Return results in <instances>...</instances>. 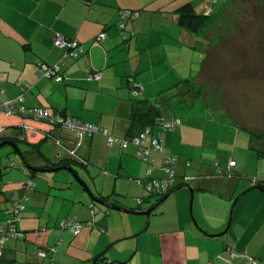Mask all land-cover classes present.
<instances>
[{
  "label": "crops",
  "instance_id": "obj_1",
  "mask_svg": "<svg viewBox=\"0 0 264 264\" xmlns=\"http://www.w3.org/2000/svg\"><path fill=\"white\" fill-rule=\"evenodd\" d=\"M231 1L220 6L218 0L212 23ZM187 3L203 13L209 0H0V106L23 95L26 108L64 113L124 138L137 131L131 130L136 104L132 85L141 83L144 91L138 100H144L146 107L154 108L167 121L182 120L175 130H167L163 145L179 158L178 184L193 189L194 217L199 231H204L200 234L188 227L193 220L187 189L171 195L147 217L111 210L88 198L85 190L69 192L76 186L71 178L59 177L57 171L30 176L27 163L52 168L93 166L97 169L93 173L104 177L102 186H89L94 197L127 209L137 208L136 199L143 198L144 210L154 198L145 200L148 194L132 180L144 178L150 168L135 157L134 147L123 150L116 144L110 146L108 137L94 135L73 154L74 133L0 112L1 143L15 140L27 158L22 164L13 160L16 164L10 165L16 169L8 171L12 166H4L0 173V223L9 217L14 195L21 198L28 193L30 197L18 224L24 237L5 246L0 264H197L202 261L196 255L197 241L212 247V254L226 256L223 264L229 259L235 264L248 263L247 257L236 253H243L244 240L249 243L264 235V191H248L250 181L240 176L264 178V128L249 122L264 119V91L228 105L222 104L214 91L215 95L208 96L205 67L208 53L214 54L215 49L209 48L206 33L191 34L178 24L177 11ZM125 9L142 11L139 19L126 21L128 43H124L118 26L120 11ZM102 32L106 39L95 45L93 41ZM57 36L77 39L87 50L81 59L70 62L64 82L39 75L40 63L56 64L66 52V47L55 46ZM262 41L264 45V33ZM236 52L231 50L234 56ZM249 62L251 72L256 71L253 59ZM97 71L102 73L101 80L89 81L90 73ZM253 81L256 85L253 79L246 87H254ZM230 161L235 162L233 168H229ZM103 167L114 175L104 174ZM70 173L78 177V171ZM153 174L161 175L159 170ZM28 178L35 188L26 193L23 185ZM235 198V233L230 232L226 241L214 238L227 225ZM204 201L210 205L215 202L219 210L205 211ZM70 215L84 223L94 219L95 224L84 226L73 236L59 228L60 221ZM244 220L247 224L241 225ZM254 221L258 228L248 232ZM246 233L250 237H245ZM140 237L147 238L151 246L147 255L140 249ZM135 238L136 248L123 245ZM50 247H55L57 259H38L40 248ZM246 251L264 264V258L250 246Z\"/></svg>",
  "mask_w": 264,
  "mask_h": 264
},
{
  "label": "rangeland",
  "instance_id": "obj_2",
  "mask_svg": "<svg viewBox=\"0 0 264 264\" xmlns=\"http://www.w3.org/2000/svg\"><path fill=\"white\" fill-rule=\"evenodd\" d=\"M225 0H220V6L224 4ZM219 6V8H220ZM219 19L216 20V22L212 23L213 17L211 18V22L205 25V27L201 30V32L206 33V39L211 44L209 48L215 49L214 54L211 52L208 53V62L205 67V77L209 78L207 84L210 86L208 91V96H213L216 94L217 98H219V101H223L222 104H230L232 103V100L239 101L243 100V98L246 95H253L258 96L264 91V83H259L264 81V71H261L264 66V45H263V33H264V0H232L226 8L222 10V12L219 13ZM219 20V21H218ZM212 23V24H211ZM235 49L237 56H234L231 54V50ZM256 49V50H255ZM207 58V54H206ZM253 59L256 67V71L251 72V67L247 64H250L249 60ZM245 63L247 66L244 68L242 65L241 67L237 64ZM261 68V69H260ZM254 68L252 70H255ZM260 70V71H257ZM254 74V78L253 75ZM213 78V79H211ZM256 81V85H253L254 87L247 88V83L252 80ZM244 84V86H243ZM212 88V90H211ZM206 91V90H205ZM214 91V93H213ZM206 93V92H205ZM205 98V97H204ZM201 101V100H200ZM241 102V101H240ZM201 103V102H200ZM249 122H253L256 126H261V128H264V119L263 118H256V119H250ZM22 148V147H21ZM13 147L9 145H5L0 149V163L5 166L6 164H13L16 162L13 161L17 159L19 164L23 163V159L21 156L17 153H13ZM116 164L118 162L116 161ZM8 166V165H7ZM78 171V177L79 179L85 184L86 187L89 188V186H102L104 177H100V175H96L94 170H97L93 166H86V167H75ZM16 167L8 168V171L15 170ZM102 170H104V174L114 175L112 173L113 171L107 167H103ZM56 174L59 175V177L66 176L68 178H71L74 185L77 188L68 190L69 192L76 193L79 191V193H83L85 190H81L82 186L79 180L76 179L69 171L67 170H60L57 171ZM99 174V173H98ZM249 176V175H248ZM114 177V176H113ZM249 177H255V175L249 176ZM259 177V176H258ZM264 177V176H263ZM264 179V178H263ZM87 197L90 198L91 194L87 192ZM209 199V198H208ZM211 200V199H209ZM236 201V198L234 199L231 208L229 209V217L227 221V225L230 220L231 211L233 209L234 203ZM164 204V203H163ZM215 202H212V205H210L207 201H204L202 204V208L205 209V211H218L219 207L214 205ZM238 204V203H237ZM147 205H144L143 207L146 208ZM160 207V206H159ZM194 207V202H193ZM236 209V207H235ZM234 209V212H235ZM234 212H233V219L231 222V229L228 230V232L218 238L219 240L226 241L229 239L230 232L235 233V227L237 225L238 216L235 214V220H234ZM154 214V213H153ZM250 215V212L248 213ZM248 215L246 217H248ZM193 220V225H188V227L191 228L193 226L194 230H200L199 225H197V220L194 217V213L190 215ZM251 219H255L253 216ZM259 219V218H258ZM264 220V218H263ZM248 220H244V222L241 225H246ZM264 222V221H263ZM225 228L219 232L222 233ZM246 227V226H244ZM243 227V228H244ZM258 228V225L255 226V221L250 226L248 232H252ZM231 230V231H230ZM202 231V230H201ZM200 232V234H204L203 232ZM198 232V233H199ZM217 233V234H219ZM180 234L177 235L176 238L179 237ZM245 237H250V234L245 235ZM227 238V239H226ZM182 239V237H180ZM247 240V238H246ZM137 238L133 239L132 241L124 242L123 245L133 246L136 248L137 244ZM244 242V247H241L242 254L236 253L237 256H243L248 257V253L246 251L247 246H250V249L253 252H256L259 254V256H262L264 258V235H262L260 238H257L253 242ZM198 246H196V255L199 254L202 261L198 262L197 264H211L214 262L215 264H223V261L225 258L220 254H212L214 249L209 246H205L204 242L197 241ZM151 244L152 250L157 249V242L156 239L153 238ZM151 246L149 245V242L147 241V238L140 237V249L145 250L146 255L147 252L150 250ZM229 252V250H228ZM227 251H224V253L228 254ZM230 253V252H229ZM230 255V254H229ZM209 257V258H207ZM213 259H212V258ZM211 258V259H210ZM227 264H235L231 263L230 261H227ZM247 264V263H246Z\"/></svg>",
  "mask_w": 264,
  "mask_h": 264
},
{
  "label": "trees",
  "instance_id": "obj_3",
  "mask_svg": "<svg viewBox=\"0 0 264 264\" xmlns=\"http://www.w3.org/2000/svg\"><path fill=\"white\" fill-rule=\"evenodd\" d=\"M89 1H92V0H89ZM214 1H216V3H214ZM218 3V0H209V3H208V5H206V7H205V9H204V11H203V13H197V11L195 10V8H194V6L191 4V3H187V4H184L182 7H180L179 9H178V15H179V18H178V24L182 27V28H184V29H186V30H188L191 34H199L200 32H201V30L205 27V25H207L208 23H210L211 22V18L213 17V15H214V8H213V6L215 5V4H217ZM91 4V2H89V5ZM208 8H210V9H212V13L211 14H206L205 12H206V10L208 9ZM141 12L142 11H140V10H130V9H125V10H121L120 11V17H121V20H120V22L118 23V26H119V28H120V30H121V35H122V38H123V41H124V43H128L129 42V40H128V37H127V24H126V21H133V20H137V19H139L140 18V16H141ZM124 16H125V19H123L124 18ZM121 24H124V26L123 27H121ZM101 34H104L105 35V37L104 38H102V39H100L99 37H100V35ZM106 37H107V35H106V33L105 32H102V33H100L99 35H98V37L93 41V43L95 44V45H97V44H101L105 39H106ZM67 41H68V43H71V42H73V41H75V42H78V45L79 46H82L83 47V49H84V51H85V53L84 54H82L81 53V55L79 54L78 56H76V57H72V58H67L66 57V55H67V53L68 52H70V48H69V45L68 44H66L64 47H66V52H65V54H64V56H63V58L59 61V62H57L56 64H53V65H49V64H46V63H40L39 64V75L42 77V78H47V79H50V80H54V81H56V82H64L65 80V78H66V76H65V72H66V70L70 67V62L71 61H76V60H79V59H81L83 56H85L86 54H87V50H86V48H85V46H84V44L82 43V42H80L79 40H77V39H71V38H67V37H64ZM55 43V42H54ZM56 46V45H55ZM57 47V46H56ZM58 48H61V47H58ZM63 63H65V64H63ZM47 66V68H49V69H52V70H55V67H61L60 69H59V71H57L53 76H50V77H46V76H44V74L43 73H41L40 72V69H41V67L42 66ZM94 73H101V72H99V71H97V72H92V73H90V75H89V77H88V80L89 81H92V80H95V79H91L90 77H91V75L92 74H94ZM102 74V73H101ZM102 78V77H101ZM101 80V79H100ZM96 81H99V80H96ZM142 86V89L141 88H139L138 86ZM133 86V92H134V97H135V101H136V104H135V110H134V114H133V117H134V123H133V127L131 128V130H137V131H135L134 133H132V134H130L128 137H124V138H122V137H116V136H112V137H114L115 139H118V140H126V141H132L133 139H134V137H136V136H138V135H140L141 133H144V130H146L147 128H149V127H152L153 129H156L155 127L156 126H159L158 125V120H160V119H162V118H164L163 116H161V114L156 110L155 111V109L154 108H149V107H146V105L144 104L145 103V101L143 100H138V97H139V95H142V93H143V91H144V88H143V85L141 84V83H135L134 85H132ZM20 98H22L23 99V101L22 102H20L19 103V99ZM24 101H25V98H24V96L23 95H20L16 100H14L13 102H16L15 104H19V106L20 105H22V106H24V107H26L25 105H24ZM2 106H4V105H1L0 107H2ZM3 109L4 108H2V109H0V112L1 113H3L4 114V111H3ZM27 110H33V109H39V108H26ZM49 113V115L51 116V117H58V116H61V117H64V118H71V119H75V120H78V121H80L82 124H85L86 122H83V121H81V120H79V119H77V118H74V117H71V116H68V115H66V114H64V113H50V112H48ZM5 115V114H4ZM14 116H18V117H21L22 119H30V120H34V121H36V122H38V123H46V124H48V125H50L51 127H53V129H56V128H58V129H60V130H66V131H69V130H67L66 128H64V127H62L61 125H57V124H55V123H51L50 121H44V120H36V119H32L31 117H28V116H26V115H14ZM12 117V116H11ZM165 119V118H164ZM166 120V119H165ZM173 120V119H172ZM167 121V120H166ZM169 121H171V120H169ZM86 124H89V123H86ZM91 125H93V124H91ZM94 126H97V127H99L101 130H102V132H100V133H96V134H94V135H103V136H106V137H109V136H111V135H109L108 134V131L106 130V129H104V128H101L100 126H98V125H94ZM137 126H139L138 128H137ZM104 131H107V135H105L104 134ZM69 132H71V131H69ZM167 132V131H166ZM71 133H73V132H71ZM75 134V133H74ZM94 135H88V134H86V135H83V136H77L76 134H75V136H76V140H75V148L72 150V153L73 154H76V149L77 148H79V147H81L82 145H83V141L85 140V139H91ZM165 139H166V134H165ZM58 142H60V140H57ZM1 142L2 141H0V144H1ZM11 142H13V143H15L16 145H17V147H18V151H17V154H19L21 157H22V159H24L25 160V163H27V158H26V155H24L25 154V152L24 151H22L21 150V148H20V146L16 143V141L14 140V141H11ZM165 142V141H164ZM116 145H118V146H120L121 147V145L120 144H117V143H115ZM114 144V145H115ZM113 146V145H112ZM130 147H134V149H135V157L138 159V156H137V148L134 146V145H132V144H130L129 143V145H128V147L127 148H122L123 150H127V149H129ZM1 149V148H0ZM13 153H16L14 150H13ZM156 156H158V163L156 164V165H152L150 162H144V161H142V160H140V159H138L140 162H142V163H144V164H146V165H148V166H150V168L147 170V173H146V176L144 177V178H132V180H134V182L136 183V180H141V182H142V184L141 185H139L140 187H142V188H144V190L146 191V193L148 194V196L145 198V200H147V201H149V199L150 198H152V197H154L150 202H149V207H147V209H145V210H148L149 208H151V207H153L154 205H156L157 203H159L165 196H167L169 193H171V192H173L174 190H176V189H178V188H180L181 186H184V183H181L180 185L178 184V175L176 176V186H174L171 190H169L168 192H166V193H162V192H160V191H158V192H153V193H151V192H148L146 189H145V185L146 184H148L152 179H157V180H159V179H161V178H163L164 176H165V173H164V171L162 170V156H160V155H156ZM80 163H83V164H85L84 162H80ZM14 166V165H9V164H6L5 166ZM27 165H28V167L30 168V176H39V177H42L45 173H46V170H48V169H55L54 167L52 168L51 166H45V167H38V166H33V165H29L28 163H27ZM71 164H69L68 166L72 169V170H74L75 172H77V170L75 169V167H73V166H70ZM86 165V164H85ZM190 165H191V163H190ZM4 168V166L0 163V173H1V171H2V169ZM59 168V167H58ZM154 170H159L160 171V173H161V175L160 176H154ZM58 171H60V170H58ZM149 171H151V174L150 175H148V172ZM218 173L219 174H221V172H222V169H219L218 168ZM230 176V175H229ZM231 177V176H230ZM240 177H242V178H245V179H247V180H249L250 181V183H251V185H252V187H251V189H253V188H261L263 191H264V179L263 180H256V184H254L253 182H254V178L253 177H249V176H246V175H241ZM28 183H31L32 184V187L31 188H25V186L28 184ZM137 184V183H136ZM138 185V184H137ZM24 187V190H25V192L27 193V192H30V191H33L34 190V188H35V183L31 180V179H26L25 181H24V185H23ZM66 186H70L69 185V183L68 184H66ZM81 189H83V187L81 188ZM90 189V188H89ZM248 191H250V189L248 190ZM15 196V195H14ZM24 197H27L28 198V201H24ZM18 200H23V203L25 204V210L23 211V212H21L20 214H19V218H20V221H18L17 223H16V229H17V231H18V236L17 237H11V238H9L7 241H5L4 243H3V245H2V247H1V256H0V263H1V260H2V258H3V256H4V251H5V246L10 242V241H15V240H21V239H23V237H24V233L22 232V231H20L19 229H18V224L22 221V215L27 211V208H28V203H29V201H30V197L28 196V193L27 194H24L21 198H18V197H16ZM96 200H98V201H100V202H102V203H107L106 202V200L103 198V197H94ZM141 199V198H140ZM143 199V198H142ZM142 202H143V200H142ZM108 204V203H107ZM142 204L143 203H141V204H137L138 206H137V208H135V210H139V211H145L143 208H142ZM95 204L94 203H92L91 205H90V207H91V209H93V206H94ZM108 205H110V204H108ZM113 206H117V207H120V206H118V205H113ZM161 207V206H160ZM160 207H158V208H160ZM157 208V209H158ZM157 209L153 212V213H155L156 211H157ZM93 212V211H92ZM107 212H108V210H107ZM152 213V214H153ZM151 214V215H152ZM150 215V216H151ZM13 216H14V207H13V201H12V210H11V213L9 214V217L3 222V223H0V226H1V229H3V233H5V236H9V230H10V225H9V222L12 220V218H13ZM62 223H67V226H64V227H61V225H62ZM71 224H79L80 225V232L78 233V234H74L73 232H72V229L70 228V225ZM94 224H95V220L94 219H92V220H90V221H87V222H81L76 216H72V215H70V216H67V217H65L64 219H62L61 221H60V223H59V228L60 229H62V230H67V231H70L71 232V234L73 235V236H78L80 233H81V231H82V229H83V227L84 226H89V227H92V226H94ZM1 229H0V238H1V234H2V232H1ZM143 232H146L145 230L143 231ZM21 235V236H20ZM231 248V247H230ZM233 248H231V250H232ZM233 251V250H232ZM40 253H44V255H40ZM37 257H38V259H42V260H44V259H49V260H51L52 259V261L54 260V259H57V252H56V250H55V247H50V248H40V250L37 252ZM248 259H249V261H248V263L247 264H250L252 261H255L257 264H260V262H259V260L255 257V256H253V255H248ZM228 261H230V262H232V259H229ZM54 263V261L52 262V264ZM58 264V263H57ZM211 264H215L214 262H212Z\"/></svg>",
  "mask_w": 264,
  "mask_h": 264
},
{
  "label": "built area",
  "instance_id": "obj_4",
  "mask_svg": "<svg viewBox=\"0 0 264 264\" xmlns=\"http://www.w3.org/2000/svg\"><path fill=\"white\" fill-rule=\"evenodd\" d=\"M216 3V1H214ZM206 14H211L212 9L208 8L205 12ZM125 19V16L124 18ZM124 24H121V27H123ZM105 35L101 34L100 39L104 38ZM66 44L69 45L70 52L67 53V58L76 57L79 54L81 55L85 53L82 46L78 45V42H71L68 43V41L62 37L57 36L55 38V45L57 47H63ZM65 64V63H63ZM66 65V64H65ZM61 67H55V70L47 68V66H42L40 69V72L44 74L46 77L53 76L57 71H59ZM102 77L101 73H94L91 75V79L100 80ZM142 89V86H138ZM23 99H19V103L22 102ZM16 102H9L5 104L4 106L0 107V109L4 108V114L6 117H11L14 115H26L28 117H31L32 119L36 120H44V121H50L51 123H55L57 125H61L62 127L66 128L67 130L75 133L77 136H83V135H94L96 133L102 132V130L94 125L91 124H82L80 121L71 119V118H64L61 116L58 117H51L46 109H33V110H27L26 107L19 104H15ZM159 126H156V129H153L152 127L147 128L144 130V133H141L140 135L134 137L132 141H124V140H118L115 139L112 136H109V145L112 146L115 143L120 144L122 148H127L129 143L134 145L137 148V156L138 159L144 161V162H150L152 165H156L158 161V156H162V170L165 173V176L159 180L152 179L148 184L145 185V189L148 192H162L166 193L169 190H171L174 186H176V176H177V162L178 157L171 153L170 149L163 145L165 141V134L167 130H175L178 126L181 125L182 120L181 119H173L171 121H166L164 118L157 121ZM104 134L107 135V131H104ZM187 165L190 166V162H187ZM235 166L234 161L229 162V168H233ZM151 174V171L148 172V175ZM136 183L138 185H141V180H136ZM254 184H256V179H254ZM32 184L28 183L25 188H31ZM138 204L142 203V199L138 198L136 199ZM13 201V207H14V216L12 220L9 222L10 230H9V236H5V233H3V229H1V238H0V256H1V247L5 241H7L9 238L17 237L18 231L16 229V223L20 221L19 214L25 210V204L23 203V200H18L16 196L12 197ZM24 201H28L27 197H24ZM67 226V223H62L61 227ZM70 228L72 229V232L74 234H78L80 232V225L79 224H71ZM21 236V235H20ZM40 255H44V253H40ZM57 264V263H53ZM250 264H257L255 261H252Z\"/></svg>",
  "mask_w": 264,
  "mask_h": 264
},
{
  "label": "water",
  "instance_id": "obj_5",
  "mask_svg": "<svg viewBox=\"0 0 264 264\" xmlns=\"http://www.w3.org/2000/svg\"><path fill=\"white\" fill-rule=\"evenodd\" d=\"M5 145H9V146L13 147L14 151L17 153V151H18V147H17V145H16L15 143H13V142H11V141H10V142H3V143L0 144V148H2V147L5 146ZM58 170H67V171H70V172L73 171V170H72L71 168H69V167H60V168H55V169H48V170H46V172H54V171H58ZM73 176H74L76 179H78V177H77L75 174H73ZM78 180H79V182H80L81 185H84V186H82V187H83L87 192H89V193L91 194L89 188L86 187L85 184H84L82 181H80V179H78ZM182 189H187V190H189L190 193H191L190 212H191V214H193L194 191H193V189H192L191 187H189V186H182V187H180V188L174 190L173 192H171V193H169L167 196H165V197H164L159 203H157L156 205H154L153 207H151V208H149L148 210H145V211H139V210H135V209H127V208H123V207H117V206H113V205H108V204H106V203H102V202L96 200L92 194H91V197H92V199L94 200V202L99 203V204H102V205L108 207V208L111 209V210H114V211H120V212L127 213V214H130V215H135V216H147V217H150V215H151V214H152V213H153V212H154V211H155V210H156L161 204H163V203H164V202H165V201H166L171 195H173L174 193H176V192H178V191H180V190H182ZM252 190H260V191H262L261 188H253V189H250V191H252ZM237 201H238V199H236V201H235V203H234V206H233V209H232V211H231V215H230V220H229V223H228L226 229H225L222 233H219V234L213 235L214 238H220V237L224 236V235L228 232V230L230 229V227H231V222H232V219H233V212H234V209H235V206H236Z\"/></svg>",
  "mask_w": 264,
  "mask_h": 264
}]
</instances>
